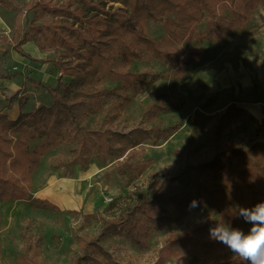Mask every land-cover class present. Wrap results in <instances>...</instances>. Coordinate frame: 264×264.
Segmentation results:
<instances>
[{
	"label": "trees",
	"instance_id": "1",
	"mask_svg": "<svg viewBox=\"0 0 264 264\" xmlns=\"http://www.w3.org/2000/svg\"><path fill=\"white\" fill-rule=\"evenodd\" d=\"M116 2L124 7L113 8ZM18 20L26 9L33 18L28 28L16 27L10 37L1 36L0 43H10L21 56L39 63L52 62L59 71L55 86L35 80L34 88H45L51 102L25 110L27 94L17 91L9 96L16 102L18 114L9 119L0 114V201H25L42 210H57L47 199L33 196L29 179L38 168L41 156L63 141L72 143L70 155L53 162V169L75 164L87 166L94 157L102 162L117 159L119 172L129 179L138 177L150 163L138 148L144 140L166 138L173 127L148 130L136 127L127 132L114 128L133 94L143 92L162 73L134 71L127 64L134 59L156 58L183 77L192 62L201 60L203 51H184L179 40L193 33L192 23L207 21L201 33L204 38L220 42L235 26H241L264 0H0ZM228 8L229 15H223ZM156 20L165 27L162 40L145 34L142 20ZM21 34V35H20ZM34 39L44 50H54L58 57L35 58L22 45ZM70 77L68 81L63 76ZM13 76V74L9 75ZM104 78L116 85L102 87ZM39 84V85H38ZM166 107L149 105L146 118L155 119ZM101 114L100 122L92 116ZM41 142L31 145V141ZM258 145H255L257 147ZM258 163L245 151L223 150L210 163L187 165L175 176H166L145 196H140L122 214L105 221L102 233L124 234L138 248L148 247L153 229L189 217L190 202L208 207L214 219L193 224L179 236L171 235L157 249V260L163 264L178 257L180 264H198L200 258L211 257L204 264H242L228 248L209 239V228L220 217L234 228L249 226L235 214L236 206L251 208L264 202V149L254 152ZM82 252L73 264H120L96 238L84 240ZM192 253L189 263L186 255ZM22 264H32L25 257Z\"/></svg>",
	"mask_w": 264,
	"mask_h": 264
},
{
	"label": "rangeland",
	"instance_id": "2",
	"mask_svg": "<svg viewBox=\"0 0 264 264\" xmlns=\"http://www.w3.org/2000/svg\"><path fill=\"white\" fill-rule=\"evenodd\" d=\"M108 6L124 7L116 2ZM222 13L228 16V8ZM250 15L220 42L201 36L207 28L206 19L192 23L191 36L177 42L184 51L202 50L203 55L189 65L182 78L156 58L131 60L129 69L163 76L143 92L133 94L114 128L127 132L136 127L151 131L173 127L172 131L166 138L150 137L138 145L141 157L150 159V163L133 180L119 172L118 161L112 157L104 162L93 157L87 166L76 164L54 170L51 165L70 155L72 143L63 141L45 152L29 185L34 197L47 199L58 209L42 210L21 200L0 201V264H22L23 257L32 264H73L81 255L82 242L92 238L120 264H153L157 249L169 236H179L193 224L214 219V212L198 205L188 218L153 229L145 249H138L124 234L101 232L106 220L122 214L138 197L148 195L160 180L177 175L187 165L210 163L217 154L230 149L245 151L254 165L259 164V154L254 156L252 150L257 153L264 149V4ZM32 18V9L24 10L17 20L0 5V37H10L16 27L27 29ZM141 27L157 40L165 35L164 24L159 21L142 20ZM22 48L35 58L58 57L57 52L42 49L34 39ZM59 75L52 62L25 58L12 44L0 43V114L9 119L17 116L16 102L8 100L17 91L28 96L26 111L37 104L48 105L51 99L45 88H34L31 83L39 80L55 86ZM69 79L63 76L64 81ZM101 85L112 88L116 84L104 78ZM156 102L163 103L166 110L155 119L146 118L147 107ZM101 118L98 114L92 116V121L97 123ZM39 142L34 139L31 145ZM255 145L258 146L254 148ZM249 228L250 225L242 230L247 233ZM227 254L232 252L228 249ZM213 256L214 252L200 258L198 264ZM193 259L192 253L186 255L187 262ZM179 262L178 257H171L163 264Z\"/></svg>",
	"mask_w": 264,
	"mask_h": 264
},
{
	"label": "clouds",
	"instance_id": "3",
	"mask_svg": "<svg viewBox=\"0 0 264 264\" xmlns=\"http://www.w3.org/2000/svg\"><path fill=\"white\" fill-rule=\"evenodd\" d=\"M197 206V201L190 202V208ZM235 214L250 225L247 233L232 227L220 217L215 226L209 228V239L225 245L242 264H264V202L251 208L237 205Z\"/></svg>",
	"mask_w": 264,
	"mask_h": 264
},
{
	"label": "crops",
	"instance_id": "4",
	"mask_svg": "<svg viewBox=\"0 0 264 264\" xmlns=\"http://www.w3.org/2000/svg\"><path fill=\"white\" fill-rule=\"evenodd\" d=\"M20 1V0H18ZM29 1V0H28ZM1 5V4H0ZM3 6V5H2ZM4 7V6H3ZM6 8V7H5ZM7 9V8H6ZM100 161V160H99ZM102 162V161H101ZM76 165V164H75ZM71 167V166H70ZM69 168V167H68ZM61 169V168H60ZM54 170H58V169H54ZM33 175V174H32ZM51 202V201H50Z\"/></svg>",
	"mask_w": 264,
	"mask_h": 264
}]
</instances>
